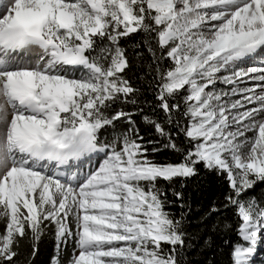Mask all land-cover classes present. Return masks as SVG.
Listing matches in <instances>:
<instances>
[{
    "label": "snow or ice",
    "instance_id": "6c2138e0",
    "mask_svg": "<svg viewBox=\"0 0 264 264\" xmlns=\"http://www.w3.org/2000/svg\"><path fill=\"white\" fill-rule=\"evenodd\" d=\"M0 264H264V0H0Z\"/></svg>",
    "mask_w": 264,
    "mask_h": 264
},
{
    "label": "trees",
    "instance_id": "16d2710c",
    "mask_svg": "<svg viewBox=\"0 0 264 264\" xmlns=\"http://www.w3.org/2000/svg\"><path fill=\"white\" fill-rule=\"evenodd\" d=\"M51 252H52L51 245L46 246L40 258L41 261H44Z\"/></svg>",
    "mask_w": 264,
    "mask_h": 264
},
{
    "label": "rangeland",
    "instance_id": "374dc122",
    "mask_svg": "<svg viewBox=\"0 0 264 264\" xmlns=\"http://www.w3.org/2000/svg\"><path fill=\"white\" fill-rule=\"evenodd\" d=\"M257 260H259V256L257 257Z\"/></svg>",
    "mask_w": 264,
    "mask_h": 264
}]
</instances>
